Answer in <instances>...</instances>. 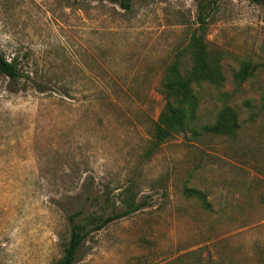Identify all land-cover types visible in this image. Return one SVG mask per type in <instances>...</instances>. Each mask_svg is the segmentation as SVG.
Here are the masks:
<instances>
[{
	"label": "rangeland",
	"instance_id": "1",
	"mask_svg": "<svg viewBox=\"0 0 264 264\" xmlns=\"http://www.w3.org/2000/svg\"><path fill=\"white\" fill-rule=\"evenodd\" d=\"M211 4L201 33L199 0H0L20 74L0 75V264H54L68 215L120 214L127 194L138 210L91 229L75 264H264V3ZM195 40L226 81L158 141L161 79L192 70ZM228 108L233 134L204 131Z\"/></svg>",
	"mask_w": 264,
	"mask_h": 264
},
{
	"label": "trees",
	"instance_id": "2",
	"mask_svg": "<svg viewBox=\"0 0 264 264\" xmlns=\"http://www.w3.org/2000/svg\"><path fill=\"white\" fill-rule=\"evenodd\" d=\"M83 1V0H75ZM104 1V0H93ZM119 3L125 10L131 9V0H108ZM253 3H264V0H249ZM213 0H199V31L206 25V19L210 15ZM208 10V11H207ZM202 35V34H201ZM194 65L190 72L183 73L178 63L172 64L162 77L159 92L164 99V108L160 116L161 124L157 125L156 138L158 141L167 139L173 133L183 130L188 121L196 118L200 107V99L195 88L208 84L216 87L222 86L226 79L222 70L223 54L221 52L210 53L203 40H195ZM248 70H241L236 76V83L245 81ZM0 75L10 79L20 77L15 62L7 60L0 54ZM239 127L238 117L234 110L228 108L220 113L217 122L213 125L204 126V131L213 134H233ZM130 188H128L127 192ZM196 192V190H189ZM197 193V192H196ZM126 210L117 215L105 217L103 214L86 213L78 210L68 215L70 225V238L66 245L64 255L54 264H75L77 254L86 240L91 229L100 230L108 223L127 216L138 210L131 194L126 196ZM84 220V221H83Z\"/></svg>",
	"mask_w": 264,
	"mask_h": 264
}]
</instances>
